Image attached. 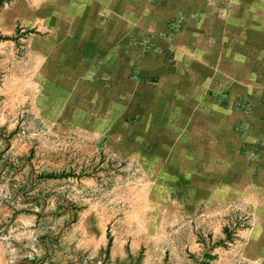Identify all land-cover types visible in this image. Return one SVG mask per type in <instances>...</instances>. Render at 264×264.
<instances>
[{
  "label": "crops",
  "instance_id": "1",
  "mask_svg": "<svg viewBox=\"0 0 264 264\" xmlns=\"http://www.w3.org/2000/svg\"><path fill=\"white\" fill-rule=\"evenodd\" d=\"M0 37L1 102L30 114L49 96L86 102L90 125L96 106L118 120L103 127L107 152L158 165L187 214L234 205L250 225L244 258L264 259V0H7ZM15 136L7 180L34 200L30 141Z\"/></svg>",
  "mask_w": 264,
  "mask_h": 264
},
{
  "label": "rangeland",
  "instance_id": "2",
  "mask_svg": "<svg viewBox=\"0 0 264 264\" xmlns=\"http://www.w3.org/2000/svg\"><path fill=\"white\" fill-rule=\"evenodd\" d=\"M145 54L143 46L134 56L130 78ZM62 102L35 99L30 114L0 101L1 264H264L244 258L245 213L226 201L187 214L161 185L158 165L105 150L103 127L118 120L97 118L95 106L90 125L86 102ZM12 131L30 141L25 171L36 178L23 199L34 200L15 197L16 182L7 180ZM90 138L92 147H82Z\"/></svg>",
  "mask_w": 264,
  "mask_h": 264
},
{
  "label": "bare ground",
  "instance_id": "3",
  "mask_svg": "<svg viewBox=\"0 0 264 264\" xmlns=\"http://www.w3.org/2000/svg\"><path fill=\"white\" fill-rule=\"evenodd\" d=\"M244 255H246V251L244 252Z\"/></svg>",
  "mask_w": 264,
  "mask_h": 264
},
{
  "label": "trees",
  "instance_id": "4",
  "mask_svg": "<svg viewBox=\"0 0 264 264\" xmlns=\"http://www.w3.org/2000/svg\"><path fill=\"white\" fill-rule=\"evenodd\" d=\"M51 177V176H50Z\"/></svg>",
  "mask_w": 264,
  "mask_h": 264
}]
</instances>
